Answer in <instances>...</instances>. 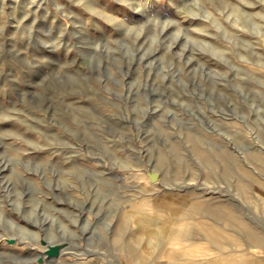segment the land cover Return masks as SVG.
Here are the masks:
<instances>
[{"label": "rangeland", "instance_id": "374dc122", "mask_svg": "<svg viewBox=\"0 0 264 264\" xmlns=\"http://www.w3.org/2000/svg\"><path fill=\"white\" fill-rule=\"evenodd\" d=\"M142 254L264 264V0H0V264Z\"/></svg>", "mask_w": 264, "mask_h": 264}, {"label": "bare ground", "instance_id": "6f19581e", "mask_svg": "<svg viewBox=\"0 0 264 264\" xmlns=\"http://www.w3.org/2000/svg\"><path fill=\"white\" fill-rule=\"evenodd\" d=\"M144 224V223H143ZM139 225V224H138ZM139 226H143L142 224H140ZM11 241V240H10ZM149 241H151V237L149 238ZM50 246V245H49ZM48 246V247H49ZM119 258V257H118ZM145 260H144V256H143V254L141 255V256H139V257H136V261H135V263L134 264H142L143 262H144Z\"/></svg>", "mask_w": 264, "mask_h": 264}, {"label": "water", "instance_id": "95a60500", "mask_svg": "<svg viewBox=\"0 0 264 264\" xmlns=\"http://www.w3.org/2000/svg\"><path fill=\"white\" fill-rule=\"evenodd\" d=\"M48 251H49L48 253L54 254V255H56L58 253L56 247H54V246L49 247Z\"/></svg>", "mask_w": 264, "mask_h": 264}]
</instances>
